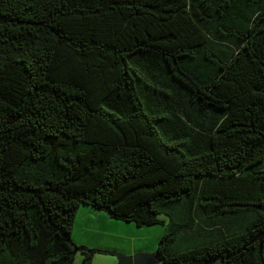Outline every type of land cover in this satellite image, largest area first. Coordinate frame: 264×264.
Listing matches in <instances>:
<instances>
[{
	"label": "trees",
	"instance_id": "obj_1",
	"mask_svg": "<svg viewBox=\"0 0 264 264\" xmlns=\"http://www.w3.org/2000/svg\"><path fill=\"white\" fill-rule=\"evenodd\" d=\"M263 162L264 0H0V264H74L82 205L264 264Z\"/></svg>",
	"mask_w": 264,
	"mask_h": 264
},
{
	"label": "rangeland",
	"instance_id": "obj_2",
	"mask_svg": "<svg viewBox=\"0 0 264 264\" xmlns=\"http://www.w3.org/2000/svg\"><path fill=\"white\" fill-rule=\"evenodd\" d=\"M159 219L165 222V225L168 223V219L164 216H160ZM123 226H126L125 228L131 227L129 230L122 229ZM164 232V226L155 225L138 228L133 223L111 219L104 211L82 205L75 218L72 241L77 247L97 251L91 258L94 264H106L104 261L106 259L113 260V262L115 260L114 264H118V256L132 257L143 253L134 252L133 249L135 251L144 250L150 255H154L158 248L159 239ZM86 240H90L94 246L88 247L84 245V242L81 243ZM115 245L118 248H112ZM82 253L81 251L76 253L74 264L82 263L84 258ZM157 264L165 263L158 262Z\"/></svg>",
	"mask_w": 264,
	"mask_h": 264
},
{
	"label": "water",
	"instance_id": "obj_3",
	"mask_svg": "<svg viewBox=\"0 0 264 264\" xmlns=\"http://www.w3.org/2000/svg\"><path fill=\"white\" fill-rule=\"evenodd\" d=\"M262 212H264V206L260 208ZM260 240V238H259ZM75 251H81L85 252L89 255V258H92L97 251L95 250H87L85 248L77 247L75 244H73ZM118 264H156L154 255L144 256L143 254L132 256V257H124V256H118Z\"/></svg>",
	"mask_w": 264,
	"mask_h": 264
},
{
	"label": "crops",
	"instance_id": "obj_4",
	"mask_svg": "<svg viewBox=\"0 0 264 264\" xmlns=\"http://www.w3.org/2000/svg\"><path fill=\"white\" fill-rule=\"evenodd\" d=\"M263 167H264V162H263ZM126 226H123L122 227V229H129L130 230V228L129 227H131V226H127L128 228H125ZM132 230V229H131ZM84 242V245H86V246H88V247H91V246H94V243H92L90 240H86V241H82L81 243H83ZM112 248H118V246L117 245H115L114 247H112ZM117 250H120V249H117ZM134 250V252H143L142 254L144 255V256H149L150 255V253H147L146 251H142V250H139V251H135V249H133ZM117 252V251H116ZM121 252V251H120ZM123 252V251H122ZM99 253H101V252H99ZM124 253V252H123ZM125 254H127V253H125ZM98 255V254H97ZM96 257V256H95ZM95 257H94V259H95ZM105 261V263L106 264H114V262H115V260H114V262H113V260H108V259H106V260H104ZM91 264H94V261H92V263ZM116 264V263H115ZM157 264V263H156Z\"/></svg>",
	"mask_w": 264,
	"mask_h": 264
}]
</instances>
